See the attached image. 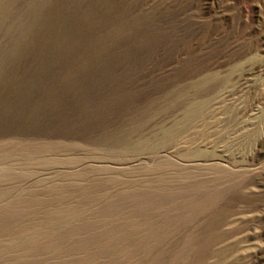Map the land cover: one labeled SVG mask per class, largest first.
Masks as SVG:
<instances>
[{"label": "rangeland", "instance_id": "1", "mask_svg": "<svg viewBox=\"0 0 264 264\" xmlns=\"http://www.w3.org/2000/svg\"><path fill=\"white\" fill-rule=\"evenodd\" d=\"M0 264H264V0H0Z\"/></svg>", "mask_w": 264, "mask_h": 264}]
</instances>
